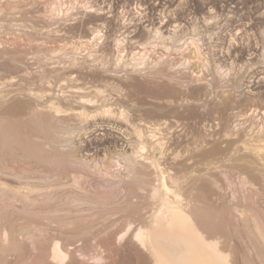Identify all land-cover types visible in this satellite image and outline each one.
I'll use <instances>...</instances> for the list:
<instances>
[{"label":"rangeland","instance_id":"rangeland-1","mask_svg":"<svg viewBox=\"0 0 264 264\" xmlns=\"http://www.w3.org/2000/svg\"><path fill=\"white\" fill-rule=\"evenodd\" d=\"M0 129V264H264V0H0Z\"/></svg>","mask_w":264,"mask_h":264},{"label":"bare ground","instance_id":"bare-ground-1","mask_svg":"<svg viewBox=\"0 0 264 264\" xmlns=\"http://www.w3.org/2000/svg\"><path fill=\"white\" fill-rule=\"evenodd\" d=\"M236 4H238V3H236ZM169 16H170V15H169ZM172 20H173V19H172ZM170 24H171V23H170ZM131 32H132V31H131ZM135 34H136V33H135ZM227 52H228V51H227ZM223 53H224V52H223ZM222 56H223V55H222ZM104 110H105V109H104ZM104 113H105V112H104ZM104 113H103V114H104ZM110 114H111V113H110ZM101 119H102V118H101ZM105 120H106V119H105ZM109 120H110V119H109ZM102 126H103V127H102V130H103V131H108V132H112V131H113V130L109 127V125H105V124H103ZM14 129H16V128H14ZM22 129L24 130V128H22ZM0 130H1V129H0ZM7 130H8V129H6L5 131H7ZM102 130H101V131H102ZM5 131H4V132H5ZM19 132H20V131H19ZM22 132H23V131H22ZM108 132H107V133H108ZM7 133H8V132H6V134H7ZM24 133H25V132H24ZM28 133H29V132H28ZM20 134H21V133H20ZM25 134H26V133H25ZM99 134H101V133H99ZM4 135H5V134H4ZM27 135H28V134H27ZM27 135L25 136L26 138H27ZM101 135H103V134H101ZM110 135H111V134H110ZM112 135H113L115 141H117V142H122V141H123V138L119 135V133H114V132H113ZM112 135H111V136H112ZM6 136H7V135H6ZM11 136H12V135H11ZM11 136H10V137H11ZM21 136H23V135H21ZM97 136H98V135H97ZM97 136H95V138H98ZM15 137H16V136H15ZM15 137H14V139H15ZM28 137H30V136H28ZM93 137H94V136H93ZM93 137H92V138H93ZM21 138H22V137H21ZM88 138H89V137H88ZM88 138H87V139H88ZM103 138H104V137H103ZM8 139H9V138H8ZM28 139H29V138H28ZM30 139H31V138H30ZM91 140H92V139H91ZM91 140H86V141L84 140V141H83V145H82V149H83V151L90 149V143H91ZM7 141H8V140H7ZM7 141H6L4 138H2V137L0 138V145L2 146V148H3L4 150H5L6 146H7V148H8V145H7L8 143H7ZM10 141H11V139H10ZM22 142H23V141H22ZM9 144H10V143H9ZM11 144H12V142H11ZM91 144H92V143H91ZM95 144H96V143H95ZM19 146H20V145H19ZM21 146H22V145H21ZM21 146H20V148H21ZM13 147H14V146H13ZM22 147H23V146H22ZM0 148H1V147H0ZM25 148H26V147H25ZM28 148H29V146H28ZM99 149H100V148H99ZM4 150H3V151H4ZM29 150H30V148H29ZM90 150H91V149H90ZM22 151H23V149H22ZM24 151H26V150H24ZM1 152H2V151H1ZM54 152H55V151H54ZM26 153H27V152H26ZM28 153H30V152H28ZM62 154H63V153H62ZM27 155H28V154H27ZM28 156H29V155H28ZM57 156H58V159H56L55 166H54L55 171H58V172H59V171H63V170H65V171H69V170H70V166H69V164H68V160H64V158H63L61 155H59V154H57ZM53 162H54V161H53ZM53 165H54V163H53ZM65 173H66V172H65ZM180 217H181V216H180ZM180 217H179L178 219H180ZM181 218H182V217H181ZM183 218H184V217H183ZM183 218H182V219H183ZM177 221L179 222V220H177ZM177 221H176V222H177ZM183 221H184V220H183ZM176 222H175V223H176ZM179 223H182V221H180ZM186 229H187V228H186ZM181 230H182V229H181ZM187 230H188V229H187ZM179 231H180V229H179ZM183 231L185 232V230H183ZM183 231H182V232H183ZM158 232H159V231H158ZM177 232H178V231H177ZM186 232H187V231H186ZM188 232H189V231H188ZM173 233H176V232H173ZM173 233H172V234H173ZM159 234H160V233H159ZM178 235H180V236L182 235V236H184V238H186V236H187V235L185 236V235H183V234H181V233L178 234ZM189 235H190V232H189ZM170 236H171V234H170ZM180 236H179V238H180ZM156 237H157V239H158V236H156ZM156 237H155V239H156ZM193 237H194V236H193ZM193 237H191V236L189 237V236H188L187 238H190V239H189V241H190L191 239H192V240L195 239V238L193 239ZM168 238H169V237H168ZM181 238H182V237H181ZM162 239H163V238H162ZM166 239H167V237H166ZM169 239H170V238H169ZM173 239H174V238H173ZM196 239H197V238H196ZM164 240H165V239H164ZM174 240H175V239H174ZM176 240H177V239H176ZM179 240H180V239H179ZM155 241H156V240H155ZM183 241H184V240H183ZM199 241H200V243H201V240H199ZM163 242H164V241H163ZM167 242H168V241H167ZM176 242H177V241H176ZM180 242H182V241H179L178 244H179ZM195 242H197V240H195ZM157 243H158V242H157ZM183 243H184L185 245H186V244H189V243H185V242H183ZM192 243H194V241H193ZM192 243H191V245H192ZM161 244H162V243L160 242L159 245L161 246ZM164 244H165V242H164ZM172 244H173V243H172ZM172 244H171V246H172ZM194 244H196V243H194ZM156 245H157V244H156ZM176 245H177V244H176ZM198 245H199V244H198ZM163 246H164V245H163ZM166 246H167V245H166ZM173 246H174V245H173ZM200 246H201V244L199 245V249H200ZM202 246H203V245H202ZM202 246H201V247H202ZM178 247H179V245H178ZM180 247H182V246H180ZM190 247H191V246H190ZM205 247H206V246H205ZM164 248H165V247H164ZM170 248H171V247H170ZM175 248H176V247H175ZM193 248H194V245H193ZM160 249H161V247H160ZM160 249H159V250H160ZM168 249H169V248H168ZM177 249L180 250V248H177ZM185 249H186V248H185ZM187 249H188V248H187ZM206 249H207V248H206ZM169 250H170V249H169ZM179 250H178V251H179ZM195 250H198V249H195ZM207 250H208V249H207ZM207 250H205V252H207ZM183 251H184V250H183ZM188 251H189V250H188ZM201 251H202V249H201ZM164 252H165V251H163V254H164ZM172 252H175V250H174V251L172 250L170 253H172ZM176 252H177V251H176ZM189 252H190V251H189ZM209 252L211 253V251H209ZM167 253H169V252H167ZM170 253H169V254H170ZM183 253H184V252H183ZM183 253H182V255H183ZM185 253L187 254V252H185ZM198 253H199V251H198ZM173 254H174V253H173ZM176 254H177V253H176ZM176 254H175V255H176ZM186 254H185V255H186ZM194 254H195V252H194ZM206 254H207V253H205V255H206ZM161 255H162V254H161ZM170 255H171V258H172L173 255H172V254H170ZM191 255H192V253H191ZM212 255H213V254H212ZM164 256H165V254H164ZM186 256H188V255H186ZM189 256H190V254H189ZM193 256L195 257V255H193ZM208 256L210 257L211 255H208ZM213 256H214V255H213ZM168 257H170V256L168 255ZM174 257H176V256H174ZM180 257H181V256L179 255V259H181ZM204 257H206V256H204ZM161 258H163V257H161ZM190 258H191V257H190ZM196 258H197V257H196ZM216 258H218V257H216ZM176 259L178 260V258H176ZM213 259H214V257H213ZM219 259H220V258H218L217 260H219ZM171 260H173V259H171ZM183 260H184V259H183ZM190 260H191V259H190ZM193 260H194V259H193ZM196 260H197V259H196ZM203 260H204V259H203ZM205 260H206V259H205ZM205 260H204V261H205ZM208 260H211V259H208ZM215 260H216V259H215ZM217 260H216V261H217ZM220 260H221V259H220ZM167 261H170V260L167 258ZM175 261H176V260H175ZM213 261H214V260H213ZM216 261H215V263H216ZM162 262H164V261L162 260ZM176 262H177V261H176ZM196 262H197V261H196ZM219 262H220V261H219ZM221 262H222V261H221ZM164 263H165V262H164ZM169 263L171 264V262H169ZM172 263H173V262H172ZM180 263H181V261H180ZM187 263H190V262H187ZM187 263H186V264H187ZM197 263H198V262H197ZM209 263H210V262L208 261L207 264H209ZM215 263H214V264H215ZM217 263H218V261H217ZM217 263H216V264H217ZM159 264H160V263H159ZM161 264H162V263H161ZM183 264H184V262H183ZM191 264H192V263H191ZM222 264H223V263H222Z\"/></svg>","mask_w":264,"mask_h":264}]
</instances>
